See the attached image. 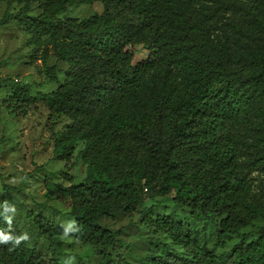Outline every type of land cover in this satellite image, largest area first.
Segmentation results:
<instances>
[{"label": "trees", "instance_id": "trees-1", "mask_svg": "<svg viewBox=\"0 0 264 264\" xmlns=\"http://www.w3.org/2000/svg\"><path fill=\"white\" fill-rule=\"evenodd\" d=\"M0 3L19 6L0 18V31L18 25L34 56L56 62L47 77L58 87L41 99L29 84L0 82L15 108L39 102L68 122L54 133L53 159L68 166L78 152L86 167L81 182L58 186L80 229L68 239L116 264L118 232L102 222L155 206L160 196L219 220V242L239 241L222 255L205 252L187 223L158 217L156 228L180 252L151 257V264H264V194L252 181L264 174V0ZM97 3L102 13L87 19L64 15ZM135 46L148 52L136 66L128 52ZM39 208L32 221L51 241L49 261L26 241L0 244V264H62L52 240L63 229L44 216L49 207ZM257 222L263 225L250 241L243 232ZM0 229L8 231L3 216ZM11 233L23 234L14 221Z\"/></svg>", "mask_w": 264, "mask_h": 264}, {"label": "rangeland", "instance_id": "rangeland-1", "mask_svg": "<svg viewBox=\"0 0 264 264\" xmlns=\"http://www.w3.org/2000/svg\"><path fill=\"white\" fill-rule=\"evenodd\" d=\"M18 9L16 3H0V18L7 10L14 12ZM102 10V5L98 3L75 5L68 7L64 15L84 20L102 13ZM38 13L35 11V14ZM128 52L133 55L135 66L148 57L145 46L129 48ZM55 63L52 57L44 65L40 56H34L28 36L18 25L11 24L0 31V79L29 84L35 96L41 99L58 87L47 77V68ZM60 68L65 69V66ZM58 78L62 81L63 74H58ZM10 96L9 88L0 82V212L4 201L14 205L16 214L13 221L29 235L28 246L36 248L49 261L51 241L40 235L32 215H36L40 211L39 205L44 204L50 208L43 210L44 216L55 224L61 227L71 222L68 216L71 200L60 193L58 186L69 187L81 182L86 177V167L81 161H76L78 152L68 166L53 159L54 133L63 130L68 123L65 118L56 119L39 102L29 108H15L10 104ZM252 181L256 190L264 194V174L252 175ZM155 201L159 204H148L149 208H138L131 215H118L102 222L104 227L118 232L117 239L121 244L111 254L116 264H151V257L164 255L170 250L180 252V248L156 228L158 217H171L187 223L189 231L205 252L222 255L231 251L239 241L237 235L231 241L217 240L219 220H206L199 213L173 206L165 197L158 196ZM262 225V222L255 223L243 235H247L250 241L255 240ZM52 242L61 254L62 264L69 257H75V264H103L91 246L68 238L61 239V236L55 237Z\"/></svg>", "mask_w": 264, "mask_h": 264}, {"label": "clouds", "instance_id": "clouds-1", "mask_svg": "<svg viewBox=\"0 0 264 264\" xmlns=\"http://www.w3.org/2000/svg\"><path fill=\"white\" fill-rule=\"evenodd\" d=\"M3 211L0 212V216H3L4 221L8 225V231L0 229V244L11 243L14 247H18L22 242H26L30 239L29 235L25 232L20 235H13L11 233V226L13 217L16 214V208L14 205H10L7 201H4L2 205ZM63 232L61 239L67 238L70 234L79 232V228L75 221H71L66 225H61ZM64 264H75V257H69L64 261Z\"/></svg>", "mask_w": 264, "mask_h": 264}]
</instances>
